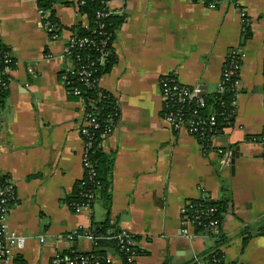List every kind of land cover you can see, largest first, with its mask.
<instances>
[{
  "label": "crops",
  "instance_id": "1",
  "mask_svg": "<svg viewBox=\"0 0 264 264\" xmlns=\"http://www.w3.org/2000/svg\"><path fill=\"white\" fill-rule=\"evenodd\" d=\"M210 2V8L202 0L111 4L124 20L112 44L116 61L99 87L116 98L120 119L102 147L113 156L110 219L137 236L143 251L134 264H188L212 249L219 237L207 230L191 229L190 238L182 233L181 210L201 190L230 200L218 247L222 264H264V147L251 140L264 130V0ZM53 7L57 38L44 29L36 0H0V39L15 61L0 106V177L10 180L17 199L4 223L26 238L0 264H51L56 252L71 247L99 249L86 234L71 235L105 219L101 204L72 212L62 202L84 175L85 108L69 96L59 72L71 28L88 22L75 0H55ZM239 48L233 114L206 151L186 127L165 122L159 80L172 75L212 94ZM217 147L233 152L229 166L221 165Z\"/></svg>",
  "mask_w": 264,
  "mask_h": 264
},
{
  "label": "trees",
  "instance_id": "2",
  "mask_svg": "<svg viewBox=\"0 0 264 264\" xmlns=\"http://www.w3.org/2000/svg\"><path fill=\"white\" fill-rule=\"evenodd\" d=\"M211 0H206L210 2ZM55 0H36L37 8L42 14H47V18L43 20V23H48L53 27L51 32H48L49 36L56 34L57 37L60 34V25L58 19L54 15ZM104 5L102 0H96L88 2L78 7L80 15L85 16L87 19V27L78 24L71 28L73 30L72 36L69 38L65 46H69L73 39H80L87 37L92 42L85 44L83 47L73 46L69 55L64 57V66L59 72V80L70 81V84L64 85L65 90L71 97L82 99L84 108L87 113L92 114L97 118L99 124L98 128L92 130L93 146L89 153V159L91 161L94 176L91 178L87 173H84L83 177L78 180L72 189V192L62 198V202L68 206L72 212H77L81 207L92 206L95 202L101 204L105 210V219L100 224L94 222L88 230L77 229L73 238L76 235L88 234L92 236V240L96 247L99 249L92 250L87 253H79L73 247L60 251L61 254H66L71 258L79 257L88 260L87 264H116L112 261H107L108 253L105 247L113 250L120 259L119 264H130L128 258L131 255L138 256L143 251L138 247L136 242L138 237L131 235L130 238L135 244H127L126 239L117 238L119 233L124 231L118 227L115 221L110 219V207H111V169L113 164V156L107 153L102 145L98 142L101 139V134L105 132L109 125L114 124V127L119 123L120 110L116 98L106 90L98 86L100 78L109 71L111 66L115 63L116 57L112 49V44L115 39V34L119 26L124 20V16L111 14L102 21L105 24L104 31L108 34L106 45L103 47V51H107V55L102 64L98 63L100 51L98 50V42L102 39L101 36L94 32L97 26L96 11L103 9ZM78 58V59H77ZM233 60V59H232ZM232 62V61H231ZM226 63H229L228 61ZM15 61L12 58L9 48L4 45L0 39V79L2 83H5V88H0V106L3 99L6 96L8 89V77L3 73V70L8 67L12 69ZM82 67L88 68L91 73V79L95 81V87L88 88L79 80L77 75L69 73V70L81 69ZM172 75L161 77L160 80L173 79ZM238 80V71L224 83L225 90L221 93L214 92L212 94H204L202 98L204 100V106L198 107L193 101H186L184 103H170L166 111H174L177 107L182 109V118L186 121L191 119L194 110H198V116L201 119H206L211 111H215L218 115L216 118V125L213 127L210 135H217L226 126L232 117L235 102L236 88L233 87L235 81ZM77 88L80 93L78 96L72 94L73 89ZM113 127V126H112ZM198 140L204 150L210 149V141L205 139L201 134H198ZM225 149V148H223ZM7 179L6 177H0V183ZM91 194V197L87 195ZM14 202L9 204V208L13 206ZM190 209L188 212L191 214L193 210L200 207H214L215 212L210 215V218L217 219L221 224L226 217V208L230 206V200L228 197H224L222 200L215 199H196L189 200ZM205 222L207 220H204ZM205 228L203 226H195V233H203ZM221 236V237H220ZM68 239V238H67ZM222 241V230H220L219 238L215 240L214 245L209 251L201 253L207 256L210 260L215 261L216 264H222V254L218 247ZM105 246V247H102ZM188 264H194L192 259Z\"/></svg>",
  "mask_w": 264,
  "mask_h": 264
},
{
  "label": "built area",
  "instance_id": "3",
  "mask_svg": "<svg viewBox=\"0 0 264 264\" xmlns=\"http://www.w3.org/2000/svg\"><path fill=\"white\" fill-rule=\"evenodd\" d=\"M93 1L96 0H75V5L78 9L79 6ZM119 1H124V0H102V3L104 5L103 9L96 11L97 26L94 29V32L96 33L97 31V35L102 37V39L97 44L98 50L101 53L98 58L99 64H102L104 62L105 57L107 55V51L106 52L103 51V47L106 45L108 34L106 31H104L105 24L103 23L102 20L104 18H107L111 14H116V11L111 7V4L113 2H119ZM202 1L206 2V0H202ZM206 6L210 8L213 7L214 4L212 2H206ZM41 15L43 17V20L47 18V14L41 13ZM43 27L47 31V33L53 30V27L46 22L43 23ZM51 37L57 38V35L53 34L51 35ZM90 42L92 41L87 37L80 38L78 40L73 39L70 45L65 46L63 49V54H62L63 60L66 55L70 54L73 46L83 47L85 44H88ZM241 59H242V52L240 48L232 50L230 52V55L227 59L229 63L225 62L222 66V73H221L222 77L220 83L217 86L216 92L221 93L225 90L224 83L228 81L236 73V71H239L240 63L242 61ZM9 71L10 69L6 67L3 70V73L7 74ZM69 73L73 75H77L79 77V80L84 84V86L88 88L95 87V81L91 79L92 73L88 68L82 67L81 69H76V70L71 69L69 70ZM64 79L60 81L63 84V86L71 83L70 81H66ZM237 82L238 81L234 82L233 84L234 88L237 87ZM97 84L99 86V81ZM159 84L162 93L163 114H164L163 118L165 122L174 129L186 127L188 132L195 135L197 138L199 137L198 134L203 135L205 139H208L210 141V147H212V142L216 135L215 134L210 135L208 133L211 132L213 127H215L216 125V118L218 114L215 111H211L206 119H201L198 116V110H194L191 119H187L186 121L182 118V109L180 107H177L174 111H170V110L166 111L167 109H169L168 105L170 103L176 104V103H184L186 101H193L199 108L203 107L204 100L202 98V88H200L199 86L189 87L182 85L179 82H177L175 78L159 80ZM5 86H6L5 83H2V80L0 79V88L1 87L5 88ZM79 93L80 91L77 88L73 89L72 91V94L75 96H78ZM80 100L83 103V100L81 98ZM98 126L99 124L97 122V118L85 111V117L83 123L79 128L83 140L82 165H83L84 173H87L91 178L94 176V171L92 169L91 161L89 159V153L93 146L92 130L97 129ZM108 127L109 128L101 134V139L98 142L99 145H103L105 142V138L115 129L114 124L109 125ZM251 140L264 147V130L259 136L252 137ZM215 151L220 156L221 165L229 166L231 163V159L233 157V152L231 150L223 149L221 147L215 148ZM87 196L91 197L92 195L89 194ZM206 198L214 199L209 193L205 192L204 190H201V195L199 196L198 199H206ZM11 202H14L12 203L13 205L17 203L15 190L10 180L5 179L4 181H2V184L0 183V259H9L15 257L16 253L19 250H22L26 243V238L24 236L17 234L12 230H9L4 223L5 215L10 209L9 204ZM189 209H190V203L188 201L181 210L182 224H183L182 233L185 237L190 238L189 232L191 229L194 230L195 226H203L205 230L209 232V235L211 236L212 239L219 237L221 226L223 223L221 224V222H219L217 219L210 218V215L213 212H215L214 207L210 206L208 208L207 207L196 208L193 210V213L191 214L188 212ZM229 209L230 207L228 206L226 208V217L230 213ZM204 220L207 221L205 222ZM86 236L92 239L91 235L86 234ZM130 236H131L130 234L123 232V233H119L117 235V238H120V240L122 238H125L127 244H135L133 240L130 238ZM39 241L43 243L45 240L43 237H39ZM134 257H135L134 255H131L128 258L130 264H134ZM107 261H111L110 255L107 256ZM192 262L194 264H216L215 261L210 260L207 256L204 255L194 256ZM87 263L88 260L85 258H79V257L71 258L66 254H61L59 251L54 254L51 264H87Z\"/></svg>",
  "mask_w": 264,
  "mask_h": 264
},
{
  "label": "water",
  "instance_id": "4",
  "mask_svg": "<svg viewBox=\"0 0 264 264\" xmlns=\"http://www.w3.org/2000/svg\"><path fill=\"white\" fill-rule=\"evenodd\" d=\"M205 94V92H204V90H202V95H204ZM80 253H82V252H80Z\"/></svg>",
  "mask_w": 264,
  "mask_h": 264
}]
</instances>
